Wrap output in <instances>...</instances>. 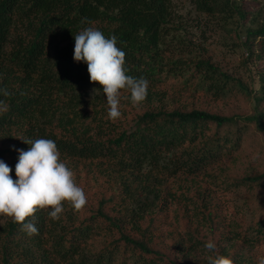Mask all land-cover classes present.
I'll list each match as a JSON object with an SVG mask.
<instances>
[{"label": "trees", "instance_id": "1", "mask_svg": "<svg viewBox=\"0 0 264 264\" xmlns=\"http://www.w3.org/2000/svg\"><path fill=\"white\" fill-rule=\"evenodd\" d=\"M190 2L199 15L222 16L225 25L248 17L237 0ZM84 18L94 23L81 24ZM178 18L172 0H0V88L12 93L0 95L8 104L0 114V160L16 180L18 150L31 147L23 139H51L87 196L78 213L65 204L58 221L38 209L25 221L35 223L38 235L29 236L22 225L5 220L0 224V264H207V255L214 254L204 247L209 239L234 264H257L256 256L238 258L237 246L226 243L235 240L260 249L264 219L230 231L227 215L214 201V183H222L224 169H211L206 157L210 146L226 149L240 141V132L220 134L243 124L255 138L253 148L264 154V71L249 115L213 110L196 100L200 95L166 105L164 100L176 95L165 87L162 73L183 80L175 90L188 92L197 80L217 98L223 90L206 78L220 71L210 57H167V36L183 29ZM83 27H95L106 38L115 35L126 54L127 75L149 82L139 110L124 91L122 115L112 121L103 92L92 98V89L101 86L91 83L86 63L74 60V35ZM246 34L244 47L252 55L257 42V59L264 64V23ZM195 48L206 53L200 45ZM190 65V78L177 77V69ZM234 81L249 93L240 79ZM260 159L264 156L255 162ZM75 162L90 165L102 181L99 192L86 188ZM263 175L225 174L229 187L243 188L258 184ZM94 239L101 244L87 249Z\"/></svg>", "mask_w": 264, "mask_h": 264}, {"label": "rangeland", "instance_id": "2", "mask_svg": "<svg viewBox=\"0 0 264 264\" xmlns=\"http://www.w3.org/2000/svg\"><path fill=\"white\" fill-rule=\"evenodd\" d=\"M172 1L179 16L176 23L183 26V29L180 32H170L167 36L164 45V49L167 50V57L176 60L184 56L195 61H206L207 57H210L220 71L217 73L209 72L206 78L216 82L213 84L218 83L223 90L217 98L213 90L207 92L206 89H203L198 80L188 92L175 90L176 87L182 84L183 80L174 78L171 75L167 77L166 73H162L161 79L165 83V87L170 89L174 96L176 95L174 99L167 97L164 100L165 104H173L178 99V101L187 100L200 95V98L196 100L202 99L204 104H208L211 109L221 113L251 114L255 97L260 91V74L264 71V64H261L259 59H257V54L259 53L257 42L252 55L248 48L244 47L243 43L246 40L248 28L260 27L264 23V0H237L240 8L248 12V17L246 20L241 21L240 24L228 21V25L223 23L222 16L208 19L207 16L199 15L190 0ZM236 19L238 20V17ZM188 41L195 45L188 44ZM196 44L204 47L206 53L196 49ZM192 71L190 65L183 67L182 70L177 69L175 73L177 77L183 75L184 78L188 79L192 75ZM222 73L231 76L232 79H226L221 76ZM235 79H240L248 87L249 93L242 90L234 81ZM205 85L209 86L210 84ZM202 89L203 92H201ZM197 90L200 92H197ZM237 129L234 127V132L230 131V129H224L220 136L227 137L230 135L229 137H231L234 136L236 131L240 132V141L233 140L226 149L218 144H216L214 149L213 146H210L212 149L206 157V161L212 162L210 163L211 169H220V171L224 169L222 183H214L215 187L217 186L215 188L214 201L218 204L219 210L227 215L230 231H236L240 224L246 229L255 221L264 219V177L258 184L249 185L246 188L234 185L229 187L230 184L226 180V173H231L239 178L249 173H264V159L255 162L256 157L262 158L264 154L260 155L262 153L253 148L255 138L248 134V126L243 124ZM215 153H217L218 157L213 156ZM219 161L221 163H218ZM73 166L74 169L82 173L81 180L86 184V188L92 194L99 192V186L102 181L97 180L90 165L88 163L75 162ZM209 181H211L210 178ZM166 229L165 227L164 230L166 231ZM229 229L227 230L229 231ZM55 233L57 235L60 234V232ZM231 233L229 232L228 237L231 236ZM249 233L253 234L251 231ZM100 244V239H94L87 249L95 250ZM226 244H235L237 246V256L241 259L244 255L247 257L264 255V243L260 249L235 240H231Z\"/></svg>", "mask_w": 264, "mask_h": 264}, {"label": "clouds", "instance_id": "3", "mask_svg": "<svg viewBox=\"0 0 264 264\" xmlns=\"http://www.w3.org/2000/svg\"><path fill=\"white\" fill-rule=\"evenodd\" d=\"M93 24L84 18L81 24ZM74 60L87 64L90 81L101 88L92 89V98L103 92L106 97L108 118L118 120L122 92L131 95V104L139 110L146 100L149 82L141 77L127 75L125 52L117 47V37L105 35L95 27H83L74 35ZM102 89V90H101ZM12 93L0 88V95L8 97ZM8 111V104L0 99V114ZM31 147L19 151L16 165V180L11 176L12 169L0 160V224L11 219L12 223L22 225L29 236L38 235L35 223H25L34 217L37 210H46L48 218L58 221L64 212V205L70 206L75 213L84 209L87 196L74 180V173L61 160L55 141L45 138H26ZM50 209V211H49ZM208 253L207 264H234L225 255L218 254L216 244L209 239L205 245ZM257 264H264V255L257 257Z\"/></svg>", "mask_w": 264, "mask_h": 264}]
</instances>
